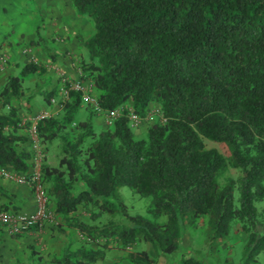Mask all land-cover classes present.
Returning <instances> with one entry per match:
<instances>
[{
	"label": "trees",
	"instance_id": "trees-1",
	"mask_svg": "<svg viewBox=\"0 0 264 264\" xmlns=\"http://www.w3.org/2000/svg\"><path fill=\"white\" fill-rule=\"evenodd\" d=\"M68 1L93 27L82 42L80 77L101 109L130 107L97 132L89 107L75 119L81 103L70 92L61 114L36 124L45 151L60 143L56 165L41 166L48 202L60 224L84 239L50 262L95 264L112 240L121 248L147 245L127 252V264H157L179 250L186 226L201 221L207 251L234 228L246 236L240 264H257L264 254V205L256 207L264 198V0ZM35 70L26 65L7 78L0 109ZM150 104L164 122L135 137L127 114L141 117ZM17 123L13 108L0 113V167L25 172L30 152L16 151L24 142L12 134ZM228 168L235 180L219 184ZM123 186L148 199L146 215L127 213ZM78 208L90 222L110 219L95 225L70 218ZM177 264L202 262L190 255Z\"/></svg>",
	"mask_w": 264,
	"mask_h": 264
},
{
	"label": "crops",
	"instance_id": "crops-1",
	"mask_svg": "<svg viewBox=\"0 0 264 264\" xmlns=\"http://www.w3.org/2000/svg\"><path fill=\"white\" fill-rule=\"evenodd\" d=\"M35 1L37 10L34 14V17L37 18L35 22H40L42 29L35 30L34 34H37L38 37L35 42L30 40L29 45L23 47L28 48L30 52L28 54H22V50L17 51V46L12 45L16 43L14 39L9 40L6 38L0 42L1 50L3 49V46L9 48L8 64L5 69L0 72V91L5 85L7 78L19 76L24 66L33 65L36 67L34 73H29L23 77L21 83V95L17 99L11 100L7 106L0 109V113L3 114H5L9 108L14 109L18 123L17 128L12 131V134L24 139V142L19 143L16 146V151H21L22 153L30 151L26 135L27 128L30 125L32 118L38 114H44L46 117L51 118L56 117L60 113V110L56 108L53 103H50L49 101V104H46L43 101V97L48 92L55 91V95H58L59 83H57L56 77H54V69L58 67L57 69L60 70L68 80L75 79L78 76V69L74 68L72 65V60L64 57L62 58V56L64 52L71 53L72 55L76 52L82 53L79 49V43L81 41L82 46V42L86 40L85 29L80 25L79 21L76 22L74 20L81 17H76L70 8V5H66V2L63 4L64 0ZM42 9L43 13L40 12ZM38 12L39 14H37ZM39 15L48 19V21L44 22L42 19L38 20ZM62 32L68 33V42H64V40L62 41L56 37L52 38L56 35L59 36ZM10 36H12V32L10 33ZM31 36L33 37V34H31ZM78 36L80 37L79 39H77ZM54 98L56 97L51 99L54 100ZM87 113L88 109L86 106L80 104L75 119L81 121L86 117ZM94 118H96V120L98 119L97 123L101 118L93 117L92 126L95 129L96 122H94ZM47 147L46 155L49 156L51 154V146L47 145ZM25 163L27 171L30 159L25 160ZM0 207L8 211L25 215L32 214L35 209L33 197L26 185H16L11 181L2 178H0ZM49 207L52 209L53 206L51 203H49ZM56 241L57 236H49L44 229L40 232H32L22 236L10 237L6 235L3 228L0 227V261L4 264L5 257L13 259L19 257L22 253L27 254L28 247L32 245H40V248L43 246V251H50L51 255L55 258L59 257L61 251L58 252V244ZM52 251H56V254ZM26 258H28V256H26Z\"/></svg>",
	"mask_w": 264,
	"mask_h": 264
},
{
	"label": "rangeland",
	"instance_id": "rangeland-1",
	"mask_svg": "<svg viewBox=\"0 0 264 264\" xmlns=\"http://www.w3.org/2000/svg\"><path fill=\"white\" fill-rule=\"evenodd\" d=\"M66 5H69L68 0H64ZM40 10V12H42ZM37 12L36 10V1L35 0H0V42L1 40L8 38L9 40H13L16 42L12 45H16V50L21 51L23 47L29 45V41L35 42L37 40V34L35 35V30H41L42 25L40 22H35L37 20L34 17V14ZM43 13V12H42ZM39 14V12L37 13ZM46 22L48 19L39 15L38 20ZM76 22L79 21L80 25L85 29L87 39L93 31L92 23L85 19L84 17L74 19ZM40 24V25H39ZM38 25V26H37ZM12 32V36L10 33ZM88 33V35H87ZM33 34V37L31 36ZM67 32H62L61 34L53 36L52 38L56 37L61 39L64 42L69 41V36ZM55 35V34H53ZM10 36V38H9ZM51 38V40H52ZM80 37L78 36L77 39ZM7 39V40H8ZM53 41V40H52ZM62 43V42H61ZM79 49L82 53H75L72 55L71 53L64 52L62 58L72 60V65L74 68H77L79 71V61L84 56V50L81 46V41L79 43ZM1 51H5L8 55L9 48L7 46H3ZM78 49V50H79ZM11 51V50H10ZM55 67V66H54ZM56 67L54 69V77H56ZM60 71V70H59ZM61 72V71H60ZM64 75V74H63ZM65 76V75H64ZM66 78V76H65ZM90 85L89 81L86 80ZM58 83V81H57ZM93 92V91H92ZM68 92V96H69ZM94 94V93H93ZM54 103L53 105L62 111L63 102L65 100L62 99L60 94L57 96L54 95ZM53 98V97H52ZM130 104L122 105L118 109L129 108ZM89 111V110H88ZM149 114H153V119H145ZM61 114V113H60ZM101 118L98 121L96 118L94 122H96L95 131H101L106 128H109L105 123V119L103 116H95ZM48 118V117H46ZM143 121L139 123L136 127L132 129L133 135L135 137H141L144 134L145 129L152 125L154 122L161 123V115L159 113V109L157 106L150 104L144 114L140 117ZM58 140L53 141L50 144L51 154L48 156L46 155V151L44 150V145H41L39 141V147L41 149L43 156V164L56 165L58 158L60 157V150ZM48 149L47 145H45ZM218 148V147H217ZM219 149V148H218ZM53 151V152H52ZM46 164V165H47ZM227 178H232L235 180L236 172L232 171L231 169H227L221 175L218 176L217 180L219 184H223ZM264 185V182H263ZM119 199L125 205L126 211L130 215H146V209L148 205V199L139 197L136 194H133L127 187H121L118 190ZM264 205V198L263 201L256 204L257 210H260ZM80 219L85 221L87 224H95L101 225L110 219L107 215H102L98 220L94 222H90L88 218V214H86L81 208H78L74 214L70 215V218ZM111 220L116 221V218H112ZM45 232L49 234V236H57V244H58V252L63 251L65 249L74 250L76 249L79 244L84 242V239L80 236L79 232L74 229H68L64 225L60 224L59 216L53 213V218L50 223H48L45 228ZM246 240V236L244 234L239 233L234 228L230 232L229 239L225 241V243L219 246L217 249H212L211 251H207L205 247V227L201 221L195 222L193 225H188L184 229V233L181 239V244L179 250L167 256L164 260H160L157 264H177L180 257L183 256H194L202 264H240V256L241 250ZM101 244L103 241H100ZM38 246H30L28 247L27 254H20L19 257H15L13 259L4 258V264H53L50 262L51 258L54 257L51 255L50 251L42 250L43 246L40 248ZM147 245L141 243L138 246L133 247H124L121 248L112 240L107 241L106 243V250L104 258L101 261L96 262L95 264H127L125 261V254L127 252H134V251H141L146 250ZM56 254V251H52ZM28 258H26V256ZM258 263L257 264H264V254H260L257 257ZM1 264H3L0 261Z\"/></svg>",
	"mask_w": 264,
	"mask_h": 264
},
{
	"label": "built area",
	"instance_id": "built-area-1",
	"mask_svg": "<svg viewBox=\"0 0 264 264\" xmlns=\"http://www.w3.org/2000/svg\"><path fill=\"white\" fill-rule=\"evenodd\" d=\"M28 48L22 49V54H28ZM8 64V55L0 50V72H2ZM58 81V94L63 100L68 97V92H74L79 95L80 103L89 107L97 116H103L105 123L111 126L112 122L121 114L120 109L105 111L101 109L87 81L78 76L73 80H68L56 69ZM50 103H54L51 99ZM153 114H149L145 119H153ZM46 118L44 114H38L32 118L27 128V142L30 147V163L26 172H17L11 169L0 167V178L11 181L16 185H26L33 197L34 212L25 215L17 212L5 210L0 207V227L3 228L6 235L10 237L22 236L32 232H40L45 226L51 222L53 211L49 207L47 195L41 178V166L43 162V154L39 147V140L36 135V124ZM129 126L134 128L143 120L135 113L127 114ZM161 123L164 122L160 118Z\"/></svg>",
	"mask_w": 264,
	"mask_h": 264
}]
</instances>
